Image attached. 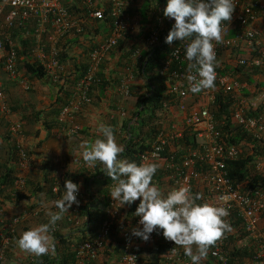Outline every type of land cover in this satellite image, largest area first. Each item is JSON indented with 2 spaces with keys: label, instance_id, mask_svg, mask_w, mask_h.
<instances>
[{
  "label": "built area",
  "instance_id": "2783aa9c",
  "mask_svg": "<svg viewBox=\"0 0 264 264\" xmlns=\"http://www.w3.org/2000/svg\"><path fill=\"white\" fill-rule=\"evenodd\" d=\"M65 0H0V70H3L10 80L17 81L19 86L27 90L30 83L19 76L17 42L10 29L18 22L33 21L36 42L32 47V59L43 64L48 75L55 81L66 78L71 71L67 63L62 62L59 54L60 38L71 35L83 29V22L90 18H102L104 12L111 19V31L107 38L96 43L88 56L86 71L75 84L73 95L63 106L58 117L59 126L53 130L58 138L70 137L78 133L80 125L75 121V114L85 105L92 103L90 87L96 78L101 65L110 52L115 49L120 40L137 34L142 30L144 36L136 42L131 57L138 60L141 57L142 46L152 50L165 40L163 35L165 22L173 20L163 16L164 7L151 9L154 24L141 29L131 11L133 0H81L84 11L75 13L64 3ZM234 10L230 21L225 22L222 31V41L214 44L216 63L218 66L223 53L232 59V65L244 66L248 71L264 70V0H234ZM151 29V30H150ZM30 32H24V36ZM184 43L177 41L172 44L167 59L164 61L160 74L165 77L168 94L173 104L167 106L170 110L163 116L162 126L155 135L150 148L144 152L140 162L153 163L169 161L163 157V151L174 138H180L186 132L195 135L198 146L190 148L172 175V188L187 185L193 188V182H205L209 187L207 203L225 207L228 215L223 219L229 224L230 231H225L214 245L209 255L218 264H264V187L253 191H244L243 184L235 183L227 170V160L236 159L241 154L239 147L228 145L217 129V121L213 112V104L217 97L230 98L231 122L243 127L256 142L262 146L261 154L254 161L255 172H264V113H258L264 98V85L259 88L257 96L249 97L251 88L244 82L230 74L220 72L215 67L214 87L202 90L200 93L189 91L188 61L184 57ZM233 56H232V55ZM230 58V59H231ZM231 65V63L227 64ZM129 80L133 78V70L127 68ZM61 82H64L60 80ZM258 84V83H257ZM248 90V92L245 91ZM123 97L130 96L127 83L120 86ZM190 99L194 101L190 103ZM0 114L8 121V129L12 133L18 155L20 173L15 177V190H22L26 185L25 173L32 167V160L28 153L27 137L23 122L8 107L5 92L0 84ZM121 116L127 111L120 109ZM201 164H205L203 169ZM170 166L173 163L169 162ZM113 185L110 184L109 189ZM58 189V185L54 190ZM107 219L103 222L97 235L76 248L77 260L73 264H88L96 261L104 254L110 229L117 216L123 215V207L109 198ZM139 200H137V205ZM136 205V207H137ZM120 207V208H119ZM41 209L36 208L30 214L38 215ZM76 211V210H75ZM29 214V213H28ZM24 215L9 217L4 206H0V263L11 243L9 232L13 233L16 225L23 222ZM139 217L134 216L132 229L142 227L138 225ZM57 226H54L55 230ZM241 230L247 235L237 240L235 244L230 238L239 236ZM132 232V231H131ZM141 239L132 235L124 243V252L118 264H138L139 246ZM246 242L254 248L252 260L244 259L239 262L231 261L230 251L242 247ZM167 247L165 259L167 264H191L190 258L185 256L184 250L174 242L164 238ZM194 252V251H193ZM204 259L201 264H204ZM22 264V263H21Z\"/></svg>",
  "mask_w": 264,
  "mask_h": 264
},
{
  "label": "trees",
  "instance_id": "16d2710c",
  "mask_svg": "<svg viewBox=\"0 0 264 264\" xmlns=\"http://www.w3.org/2000/svg\"><path fill=\"white\" fill-rule=\"evenodd\" d=\"M131 5V13H138L141 17L145 18L146 22L150 19L149 24H154L155 18L151 16V9L165 7L166 0H133ZM141 1V2H140ZM140 2V3H138ZM141 4V6H140ZM65 5L75 13L80 10L84 11L82 2L80 0L71 1L65 3ZM134 5V7H133ZM139 5V6H138ZM104 12L102 18H90L83 22V29L81 31H75V33L62 37L58 41L59 54L58 56L67 64L72 63L75 71L68 77L60 78V80H54L48 75L46 67L37 60H33L31 53L32 47L36 42V35L34 34L33 21H25L19 24L18 22L14 27L10 29V32L17 42L18 51V71L21 78H25L29 81L30 87L27 90L22 89L17 81L6 78L7 82L2 85V89L5 92V97L8 102V107L14 114H17L20 120L23 122L24 132L28 123H32L36 120H41L46 126L49 133H52L55 128L59 126L58 117L64 105H66L69 99L73 95L76 82L84 76L86 71V63L84 60L88 58L91 49L96 45L90 36L107 38L111 31V19ZM173 23V22H172ZM172 23L165 22L163 35L167 36ZM151 30V29H150ZM29 31L30 34L24 36V32ZM86 38V39H85ZM101 40V41H102ZM123 40H120L118 46L111 53L121 46ZM177 41H173L172 44ZM172 44L163 43L156 45L152 50H142V62L137 66L135 71V79L131 84V95L134 99V109L128 111L127 117L122 118L121 121L114 119V133L117 135L118 144L122 145L125 151L120 154V158L127 159L129 161L140 162V158L155 138L156 133L161 128L163 116L170 110L167 106L173 104L172 97L168 94V86L166 84L165 77L160 74V69L164 65V61L168 57V53ZM82 49L84 59L81 61L72 55L71 51L74 47ZM73 67V68H74ZM103 66L97 73L96 78L93 80V84L90 87V95L92 96L95 91H102L105 95V87L109 85V81L105 78L103 73ZM217 69L225 74H230L237 77L239 74L246 75L247 80L252 83L247 73L248 70L244 66L239 65H224L217 66ZM1 73H5L1 70ZM7 76L6 73L4 74ZM250 75V74H249ZM37 80H47L52 83L58 89V95L48 105L38 108V104L43 103L42 99L39 102L30 96L35 92L34 82ZM136 80V81H135ZM138 82V83H136ZM8 83H14L19 87L21 93L28 97L27 104L17 102L16 97L14 101H10L7 94ZM114 83L119 84L120 78L114 77ZM74 86V87H72ZM118 86V85H117ZM72 87V90H71ZM247 92V91H246ZM95 97V95H94ZM96 98H99L96 96ZM114 109L120 112L118 104L114 103ZM31 109L30 114L22 115L21 112ZM114 110V111H115ZM21 111V112H20ZM213 112L217 121V129L221 131L222 138L228 145H235L239 147L241 154L236 159L227 160V170L229 177L237 184H243L244 191H253L257 188L264 187V172H255L254 161L261 154L262 146L256 142V139L248 133L243 127L234 125L231 122V100L230 98L219 95L213 104ZM258 113H264L262 106L258 108ZM21 114V115H20ZM5 127L6 134L2 136L0 142V195L7 194V198L11 202L27 200L31 201L27 212H32L36 208L42 206L44 198L52 202V206L49 212L40 210L39 216L45 223L48 222L49 214H53L58 211L54 202L61 198L63 194V186L65 180H71L79 185L77 194L78 204H73L68 213L63 215V218L56 222L57 228L50 230V236L54 244V253L45 254L42 256H35L29 254L19 258L13 254L12 243L17 239V229L13 233L9 232L11 236V243L7 249L4 260L0 264H73L77 260L76 248L94 238L103 222L107 219V210L109 208V186L113 182L103 172V166L97 163L94 167H88L85 165L80 166L79 170L64 171L59 173V169L55 161L49 159L46 163H40L39 169L43 172L41 181L29 180L26 177V185L22 190H15L14 182L15 177L20 173L18 165V153L15 141L13 140L12 133L8 129V121L0 114V128ZM84 133L82 129L72 137H78ZM198 143L195 139V135L189 131L184 133L180 138L172 139L163 151V157L166 161L173 163V166L168 165L169 162L159 165L155 175L153 176L152 183L157 185L162 194L166 195L169 190L172 189L173 179L172 175L175 173L177 166H181L183 157L188 153L190 148H195ZM31 156V149L28 151ZM158 164V163H157ZM34 165V162H33ZM38 168V166H36ZM203 169L206 168L205 164H201ZM58 185V189L54 190V187ZM171 188V189H170ZM12 193V194H10ZM192 193H199L202 197L197 203L207 202L206 198L209 194V187L205 182H193ZM103 197V200H101ZM4 205V200L0 199V206ZM137 201L131 205L125 206L123 209L124 214L117 216L114 221L108 236V243L104 251V257L102 263L104 264H118L122 254L124 252V243L131 236L133 219ZM76 210V211H75ZM22 212L18 215H24ZM17 215V214H16ZM14 215V216H16ZM13 216V217H14ZM43 218V219H42ZM24 221V220H23ZM23 223V222H21ZM20 223V224H21ZM16 225V228L20 225ZM26 231L29 227L25 225ZM1 231V230H0ZM247 233L241 230L240 234L236 238H230V242L233 244L237 240L245 237ZM151 236L153 240L151 245L143 243L139 247L138 264H167L165 259V252L167 247L164 244V237L162 230L160 232L154 231ZM1 246V235H0ZM251 243L246 242L242 247L234 246L230 251L231 261L239 262L245 258L248 260L253 256L254 248H251ZM212 247V246H211ZM204 259L205 264H218L216 260L209 255ZM253 251V252H252ZM88 264H99V261H91Z\"/></svg>",
  "mask_w": 264,
  "mask_h": 264
},
{
  "label": "clouds",
  "instance_id": "9594fccd",
  "mask_svg": "<svg viewBox=\"0 0 264 264\" xmlns=\"http://www.w3.org/2000/svg\"><path fill=\"white\" fill-rule=\"evenodd\" d=\"M234 5V0H166L163 16L174 22L165 37V43L185 42L184 57L189 62V74L186 79L189 82V91L193 94L214 87V69L218 64L213 42L219 44L222 41L223 25L230 21ZM135 14L137 13L132 14L133 17ZM140 19L143 20L141 16ZM139 24L142 25V23ZM140 33L144 32L140 30L136 35L141 40ZM135 44L134 42L129 50L130 57L132 50L136 47ZM143 49L146 50L142 46ZM141 58L142 52L140 59L133 60L137 63L142 60ZM129 81L134 82V79ZM128 85L131 96V84ZM124 109L127 111L126 108ZM121 117L126 118L127 115ZM96 131L99 137L91 143H81L77 155L88 167H94L97 163L103 166V172L113 182L108 193L120 207L125 208L126 204L131 205L139 200L133 215L139 217L138 225L142 227L133 228L132 235L141 239L140 246L150 239L154 231L162 230L166 240L183 248L191 264H201V261L207 257L209 248L221 238L225 231L231 230L229 224L223 219L228 215V210L207 202L197 203L202 199L201 195L193 194L187 185L172 188L166 195L162 194L161 189L152 183L153 176L159 167L157 163L147 161L136 163L120 158V154L125 149L116 142L114 129L110 125L99 123ZM30 157L33 167L32 155ZM78 190L77 183L70 179L65 180L63 194L54 202L58 211L49 214L47 223L24 231L15 241L18 248L35 256L54 253L50 230L65 213H68V209L74 203H79ZM193 245L196 246L195 253Z\"/></svg>",
  "mask_w": 264,
  "mask_h": 264
},
{
  "label": "crops",
  "instance_id": "0c3cea01",
  "mask_svg": "<svg viewBox=\"0 0 264 264\" xmlns=\"http://www.w3.org/2000/svg\"><path fill=\"white\" fill-rule=\"evenodd\" d=\"M71 1H77V0H65L64 3L71 2ZM81 1V0H80ZM141 6V4H140ZM143 20H146L145 18L141 17ZM144 33H140L139 36L143 37ZM104 37L97 36L96 34L94 36H90V39L94 41L95 43L100 42ZM86 39V38H85ZM117 51V50H116ZM115 51V53H117ZM114 52V51H113ZM72 55L76 56L78 60L82 61L84 59V55L82 54V49L79 47H74L71 51ZM110 53L107 57L106 61L104 62L103 66V73L105 75V78L109 81V85L105 87V95L103 96V90L95 91L93 94V102L89 105H85L79 112H76L75 114V121L77 124L80 125L81 129L84 131V133L80 134L78 137H68V138H58L55 136L54 132L49 133L46 126L41 120H36L32 123H28L25 127L26 133H29L28 135V144L30 145L29 148L32 150V159L34 162L32 169H30L25 176L30 181L37 180L41 181L43 177V172L41 169H39L40 163H46L49 159H52L55 161L56 165L58 166V172L63 173L64 171H72V170H79L80 166L83 165L84 161L77 155L79 151V145L83 142H93L96 138L99 137V134L96 131V127L99 123H104L106 125H110L114 129V119L116 121H121L122 117L120 116V112L116 111L114 109V103L118 104V107L126 108L127 111H131L134 109V99L133 96H129L127 98L123 97L118 92L117 84L114 83V77L120 78L119 75H121V71L114 72V54ZM83 62V61H82ZM88 58L84 60V63L87 64ZM118 62L122 63V58L118 59ZM69 70L71 73L75 71V67L72 63L68 64ZM101 66V68H102ZM100 68V69H101ZM247 73L249 79L252 80L253 84H257L258 86L264 85V70H258L255 69L253 71H248ZM70 73V74H71ZM5 74V73H4ZM3 73H1L0 70V84L3 85L7 82L6 78ZM241 75V74H240ZM246 76V75H244ZM247 78V77H246ZM136 81V80H135ZM249 82V81H248ZM138 83V82H136ZM250 83V82H249ZM251 85V84H250ZM8 89L7 94L9 96L10 101H14L16 97V102L18 100L19 103H23L24 106L27 104L28 97L22 94V97H18L19 93V87L14 85V83H8ZM74 87V86H72ZM71 87V90H72ZM251 87V86H249ZM34 88L35 92H33V95L29 97L34 96V98L39 102V100L42 99L43 103L38 104V108H42L43 106H48L58 95V89L55 87L52 83H50L47 80H37L34 82ZM256 88V86H255ZM259 90V88H256ZM245 91L248 92L247 89ZM95 95V97H94ZM98 96L99 98H96ZM264 105V98L262 97L261 101ZM262 106V105H261ZM23 111L21 112L22 115L30 114L32 112L31 109L25 110L21 107ZM115 110V111H114ZM20 114V115H21ZM18 117V116H17ZM6 133L4 129L0 128V142L2 140V136H4ZM115 135V133H114ZM116 141L118 140L117 135H115ZM164 163L160 162L158 165L162 166ZM38 166V168L36 167ZM171 189V188H170ZM12 194V193H10ZM0 199L4 200V205L6 209V213L8 215V207H13L16 211L24 212L28 210L29 205H31V201L23 200L19 201L18 203L16 201L11 202L10 199L7 198V194L0 195ZM46 202V201H44ZM52 204V202H49ZM25 207V208H24ZM27 214V213H26ZM153 237L150 236V241L148 242L149 245H151V239ZM144 243H147V241H144ZM195 245L192 247L194 248ZM196 247V246H195ZM194 253L195 250L193 249ZM99 264L102 263V258L98 259Z\"/></svg>",
  "mask_w": 264,
  "mask_h": 264
},
{
  "label": "rangeland",
  "instance_id": "374dc122",
  "mask_svg": "<svg viewBox=\"0 0 264 264\" xmlns=\"http://www.w3.org/2000/svg\"><path fill=\"white\" fill-rule=\"evenodd\" d=\"M141 2V1H140ZM140 2H138V3H140ZM139 6V5H138ZM134 18L136 19V20H139V23H142V26L139 28V29H141V28H143V27H145V26H147V25H149V23H150V19L148 20V22H146L145 20H141L140 19V16H139V14L137 13V14H135L134 15ZM144 24V25H143ZM136 39V41L138 42L140 39H139V37L137 36V35H135V34H132L129 38H124L123 39V42H122V44H121V46L117 49V53H115L114 54V72L116 71V69L118 70V71H121V75H119V77L121 78V83H119V84H117L118 86V92L120 93V86L122 85V84H124V83H127L128 82V84L130 83V84H132L133 83V81L132 82H130L129 80H128V72H127V68H131L132 70H133V73H135V71H136V69H137V66L141 63V60H139V62H137L136 63V61H134L133 60V58L132 57H130L129 55H130V52H129V50L132 48V46L134 45V40ZM232 55V54H231ZM233 56V55H232ZM120 58H122V63L120 64L119 62H118V59H120ZM231 57H228L227 58V56L225 55V53H223V55L221 56V58H220V60L222 61V63H220V65H227L228 63L230 64L231 63V65L233 64L232 63V59L233 58H231ZM136 77H135V75H133V79H135ZM238 78L240 79V80H242V81H244V82H248V80H247V78H246V76H244V75H239L238 76ZM249 83V82H248ZM251 84V85H250ZM249 86H251L250 88H251V92H253V93H250L249 94V97H251V98H253V97H255V96H257V93H258V90L256 89L257 88V84H253V83H249ZM255 86H256V88H255ZM20 91V90H19ZM22 94H24V92L23 93H19V95H17L18 97L20 96V97H22ZM192 102V104L194 103V101H192V99H190V103ZM262 108L264 109V105L262 104ZM3 129H4V131H5V127L3 126L2 127ZM5 133H6V131H5ZM26 134V137H28V135H29V133H25ZM27 142H28V138H27ZM30 145L27 143V148L29 147ZM31 153H33L32 152V150H31ZM101 200H103V197H102V199ZM44 201H46V202H44ZM49 202H51L50 200H48L47 198L45 199L44 198V200H43V202H42V206L41 207H39V209H41V210H44V211H47V212H49V209H50V207L52 206V204H50ZM25 208V207H24ZM8 209V214H9V216H14V215H18V214H20L21 212H19V211H16L13 207H8L7 208ZM24 213H28L27 211H24ZM43 219V218H42ZM45 222H43L42 220H41V216H39V215H32V214H26V218L24 219V221H23V223H21L16 229H17V232H18V234H17V239H18V237L24 232V231H26V229H25V225L26 226H28L29 227V229H31V228H34V227H37V226H39V225H41V224H44ZM16 239V240H17ZM150 240V239H149ZM151 240H153V238L151 239ZM12 245V247H11V249H13L14 251H13V254H15L16 256H18V259L19 258H23V256H27V255H29V253H27V252H25V251H23V250H21V249H19L18 248V246L16 245V243L14 242V243H12L11 244ZM194 250L196 251V247L194 246ZM104 257V255L102 256V258Z\"/></svg>",
  "mask_w": 264,
  "mask_h": 264
}]
</instances>
